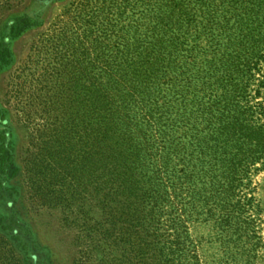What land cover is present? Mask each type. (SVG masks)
Segmentation results:
<instances>
[{
    "label": "rangeland",
    "instance_id": "obj_1",
    "mask_svg": "<svg viewBox=\"0 0 264 264\" xmlns=\"http://www.w3.org/2000/svg\"><path fill=\"white\" fill-rule=\"evenodd\" d=\"M34 1L0 0V23ZM37 1L40 6L53 2L43 24L13 44L15 62L0 77V102L10 111L17 137L20 173L9 183L18 193L14 214L28 224L39 263L264 264V152L231 192L206 182L202 188L203 174L195 168L190 206L176 214L154 207L155 200L144 213L123 206L117 210V202H123L112 195L117 185H101L99 179L100 103L115 99L117 87H135L132 76L143 73L148 48L163 40L165 17L174 20L176 11L182 17L179 9L192 15L193 5H176L178 0ZM175 34L168 31V36ZM204 40L195 43L204 48ZM256 77H264V63ZM145 80L140 97L147 98L158 86ZM153 173L156 163L147 156L141 175L158 190ZM101 187L102 194L112 190L111 196L102 197ZM13 198L3 191L0 214L8 215L6 203Z\"/></svg>",
    "mask_w": 264,
    "mask_h": 264
},
{
    "label": "trees",
    "instance_id": "obj_2",
    "mask_svg": "<svg viewBox=\"0 0 264 264\" xmlns=\"http://www.w3.org/2000/svg\"><path fill=\"white\" fill-rule=\"evenodd\" d=\"M37 4L0 23V77L14 65L13 44L43 24L49 6ZM175 4L193 5L196 14L179 9L182 17L177 11L174 20L165 17L163 40L148 48L156 56L148 54L143 73L132 76L138 88L117 87L115 99L98 107L99 179L117 185L112 195L123 199L117 210L144 213L155 200L154 207L170 214L186 212L195 168L203 174L197 176L202 188L206 182L231 192L264 152V100L252 104L264 97V77H256L264 63V0ZM202 38L204 48L195 43ZM145 77L158 86L147 98L140 97ZM16 138L10 111L0 102V197L3 191L15 197L7 200L8 215L0 214V264H40L28 224L14 214L18 193L9 183L20 173ZM146 155L156 163L158 190L141 175ZM111 191L102 194L101 187V196Z\"/></svg>",
    "mask_w": 264,
    "mask_h": 264
}]
</instances>
